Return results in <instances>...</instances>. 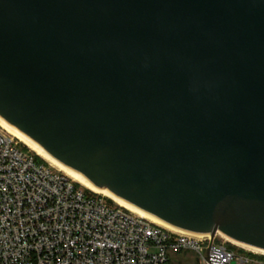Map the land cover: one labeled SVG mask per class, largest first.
I'll return each mask as SVG.
<instances>
[{
  "label": "water",
  "instance_id": "95a60500",
  "mask_svg": "<svg viewBox=\"0 0 264 264\" xmlns=\"http://www.w3.org/2000/svg\"><path fill=\"white\" fill-rule=\"evenodd\" d=\"M0 116L162 221L264 252V0H0Z\"/></svg>",
  "mask_w": 264,
  "mask_h": 264
},
{
  "label": "built area",
  "instance_id": "2783aa9c",
  "mask_svg": "<svg viewBox=\"0 0 264 264\" xmlns=\"http://www.w3.org/2000/svg\"><path fill=\"white\" fill-rule=\"evenodd\" d=\"M176 234L78 184L0 128V264H245L224 246Z\"/></svg>",
  "mask_w": 264,
  "mask_h": 264
},
{
  "label": "bare ground",
  "instance_id": "6f19581e",
  "mask_svg": "<svg viewBox=\"0 0 264 264\" xmlns=\"http://www.w3.org/2000/svg\"><path fill=\"white\" fill-rule=\"evenodd\" d=\"M0 128L5 130L7 133L11 134L12 136H14L15 138H17L21 143H23L25 146H27L30 150H32L33 152H35L37 155H39L40 157H42L45 161H47L51 166H53L54 168L58 169L59 171L63 172L65 175H67L68 177H70L72 180H74L75 182L79 183L80 185H82L83 187H85L86 189L103 195L111 200H113L117 205H120L121 207L131 211L132 213L139 215L141 217H144L150 221H152L153 223H156L176 234L185 236V237H190V238H194V239H198V240H207L210 238V234H203V233H197V232H191V231H186L183 230L181 228L175 227L173 225H170L164 221H162L161 219L139 209L138 207L124 201L123 199L115 196L114 194H112L110 191H108L107 189L104 188H98L95 185H93L88 179H86V177H84L81 173H79L78 171H75L74 169H71L67 166H65L64 164H62L61 162H59L58 160H56L55 158H53L49 153H47L38 143H36L35 141H33L30 137H28L26 134L22 133L21 131H19L16 127H14L13 125L9 124L6 120H4L1 116H0ZM219 236L223 237L226 241L239 246L241 248H244L246 250L255 252V253H260V254H264L263 251H260L258 249L249 247L247 245H244L242 243L236 242L234 240H232L231 238L227 237L226 235L218 232L217 233ZM216 234V235H217Z\"/></svg>",
  "mask_w": 264,
  "mask_h": 264
},
{
  "label": "rangeland",
  "instance_id": "374dc122",
  "mask_svg": "<svg viewBox=\"0 0 264 264\" xmlns=\"http://www.w3.org/2000/svg\"><path fill=\"white\" fill-rule=\"evenodd\" d=\"M110 201L115 204L113 200H110ZM200 243L204 247V250L208 245H210V243L217 247L224 246L227 249L236 252L238 255L249 259L248 264H264V260L249 255V253H252L254 255H257L259 253H255V252L246 250L244 248H241L239 246H236L226 241L223 237L219 236L218 234L215 236L213 240L209 238L207 240H202ZM170 263L171 264H201V257H200V254L194 250L182 249L180 251H177L171 254Z\"/></svg>",
  "mask_w": 264,
  "mask_h": 264
},
{
  "label": "trees",
  "instance_id": "16d2710c",
  "mask_svg": "<svg viewBox=\"0 0 264 264\" xmlns=\"http://www.w3.org/2000/svg\"><path fill=\"white\" fill-rule=\"evenodd\" d=\"M27 149H29L28 147H26ZM36 159L39 160V161H44L46 162L42 157H40L39 155L36 154ZM79 184V183H78ZM111 200V199H110ZM250 256H253V257H256V258H259V259H262L264 260V254H257V255H254L252 253H249ZM171 264V263H170Z\"/></svg>",
  "mask_w": 264,
  "mask_h": 264
}]
</instances>
